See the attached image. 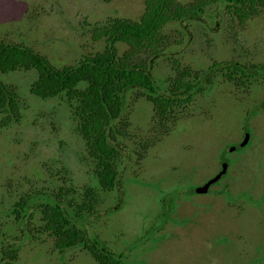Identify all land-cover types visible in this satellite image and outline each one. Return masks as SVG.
I'll use <instances>...</instances> for the list:
<instances>
[{
  "label": "rangeland",
  "instance_id": "374dc122",
  "mask_svg": "<svg viewBox=\"0 0 264 264\" xmlns=\"http://www.w3.org/2000/svg\"><path fill=\"white\" fill-rule=\"evenodd\" d=\"M145 11L146 0H0V42L26 43L63 67L103 50L92 37L95 25L138 22ZM199 19L171 23L163 35L173 61L198 74L201 85L210 77L212 86L164 125L150 102L126 94L115 125L120 134L111 143L120 152L113 192L100 186L68 107L31 94L37 72L2 76L18 88L23 110L19 123L0 129V250H19L17 260L0 264H97L82 248L59 251L35 206L25 222L11 214L23 195L61 188L72 189L78 200L87 188L100 195V213L83 222L123 256V264H264V113L255 114L253 105L262 99L253 96L264 82H254L246 98L220 77L232 61L263 60L264 8L244 23L222 5ZM128 50L119 45L120 55ZM167 54L152 62L158 85L177 75L172 59H163ZM215 64L220 66L210 71ZM245 133L250 140L241 148ZM223 155L230 161L228 175L207 194H195L222 171Z\"/></svg>",
  "mask_w": 264,
  "mask_h": 264
},
{
  "label": "trees",
  "instance_id": "16d2710c",
  "mask_svg": "<svg viewBox=\"0 0 264 264\" xmlns=\"http://www.w3.org/2000/svg\"><path fill=\"white\" fill-rule=\"evenodd\" d=\"M215 5H222L230 16L244 23L259 8H264V0H193L188 6L181 5L179 0H146V11L138 22L111 19L95 25L92 37L104 43L103 50L63 67H57L26 43L0 42V129L19 123L23 110L18 88L4 82L2 76L37 72L31 94L42 100L57 98L68 107L76 132L85 141L88 155L96 164L100 186L104 191L113 192L118 184L120 152L111 143L120 134L115 125L122 118L126 94L133 91L150 102L156 120L162 125L174 119L176 109L191 103L203 90L202 78L183 69L179 62L173 61V55L167 54L168 38L163 31L171 23L200 20ZM121 44L129 47L123 55L119 52ZM165 54L163 59H172L177 75L158 85L152 62ZM219 66L213 65L210 71ZM228 66H223L228 73L237 72L232 63ZM80 199L72 189L65 188L52 195L27 193L13 206L11 214L16 222H25L34 217L31 210L35 206L41 215L43 230L54 238L59 251L82 248L97 264H123V256H116L83 222L100 213V195L87 188ZM18 251L3 247L0 261L17 260Z\"/></svg>",
  "mask_w": 264,
  "mask_h": 264
},
{
  "label": "flooded vegetation",
  "instance_id": "af4514ba",
  "mask_svg": "<svg viewBox=\"0 0 264 264\" xmlns=\"http://www.w3.org/2000/svg\"><path fill=\"white\" fill-rule=\"evenodd\" d=\"M232 63H233V66L235 67V70L237 72L236 73H233V74H230L228 72H223V73L220 74V77H222V79H223L224 82H228L229 84H232V86L234 87V93L239 94V96H243V97H246V98L247 97L248 98L252 97L251 95L253 94L252 93L253 92V85H254L253 83L254 82H257V83L264 82V58L259 63H256V62H247V60H245L243 62V61H241L239 59H238V61H232ZM226 67H229V66L227 65ZM221 70L222 71L223 70L224 71H227V69H224L223 67H221ZM205 81H206L207 84L204 82L203 90L200 93H202L205 90V86H208V87H211L212 86V82L210 80V77H209L208 80H205ZM256 97H258V98L260 97L262 99H260V101L253 100L254 101L253 102L254 103L253 105L256 107L255 114H257V113L263 114L264 113V90H262L261 91V94H259L258 96H255V95L253 96V98H256ZM244 101H245L244 99L241 100L242 103ZM257 103H258V105H257ZM251 113H250V116H251ZM248 122L251 123V120H249ZM247 136H249V139H248L247 143L243 146V143L245 142ZM249 140H250V135H248L247 133H245L244 140H243V142L240 143V147L241 148H244L248 144ZM235 149H236L235 147L234 148L231 147L230 148V151L231 152H234ZM225 155H226V153H225ZM229 164H230V161L228 159L226 160V158L223 155L222 156V171H223V166L224 165H227V172H226V174H224L220 178V180H222L223 177H225V176L228 175L227 173H228V169L230 167ZM219 174H217V175H219ZM208 182H206L204 185H206ZM215 184H213L209 188V191L208 192H210V189ZM203 186H201V187H203ZM198 188L199 187H196V189H195V194H197V195H198V193H197V189ZM199 195H203V194H199Z\"/></svg>",
  "mask_w": 264,
  "mask_h": 264
},
{
  "label": "water",
  "instance_id": "95a60500",
  "mask_svg": "<svg viewBox=\"0 0 264 264\" xmlns=\"http://www.w3.org/2000/svg\"><path fill=\"white\" fill-rule=\"evenodd\" d=\"M248 139H249V136L246 137V140H245V142L243 143V146L247 143ZM226 172H227V165H224V166H223V171H222L219 175H217L215 178H213L212 180H210L206 185H204L203 187H199V188L197 189V193H198V194H206V193L209 191V188H210L213 184L217 183V182L220 180V178H221L224 174H226Z\"/></svg>",
  "mask_w": 264,
  "mask_h": 264
}]
</instances>
